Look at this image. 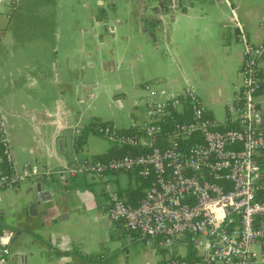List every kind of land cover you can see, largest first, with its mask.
<instances>
[{"label": "crops", "instance_id": "obj_1", "mask_svg": "<svg viewBox=\"0 0 264 264\" xmlns=\"http://www.w3.org/2000/svg\"><path fill=\"white\" fill-rule=\"evenodd\" d=\"M161 1L157 14L147 11L154 22L142 31L139 0H0V114L15 167L28 164L38 171L13 188L0 186V230L11 239L19 232L1 264H165L188 257L178 244L157 260L160 250L135 237L129 241L123 227L107 220L105 186L133 189L137 183L130 175L100 180L77 173L69 178L70 196H57L56 211L41 217L34 208L35 217L18 215L23 206L17 201L27 198L36 179H45L40 172L106 153L108 143L91 147L94 135L105 139L99 133L88 134L74 150V137L90 121L107 122L111 131L132 127L145 84L156 101L190 87L218 128L236 125L239 31L252 45L264 44V0ZM258 71L263 87L255 100L264 130V57ZM100 95L119 110L131 99L132 110L115 117L103 108L87 109ZM260 161L264 169V157ZM135 243L153 252L138 257ZM254 248L264 256V244Z\"/></svg>", "mask_w": 264, "mask_h": 264}, {"label": "built area", "instance_id": "obj_2", "mask_svg": "<svg viewBox=\"0 0 264 264\" xmlns=\"http://www.w3.org/2000/svg\"><path fill=\"white\" fill-rule=\"evenodd\" d=\"M239 41L243 59L235 87L239 105L235 127L219 129L205 116L190 87L177 97L156 101L151 85L145 84L139 118L132 125L138 134L120 136L97 129L111 144L132 147L137 154L39 174L48 178L85 173L100 180L113 174L150 177L151 185L135 206L108 185L104 188L105 216L122 225L129 241L135 237L163 251L181 244L195 258H171L165 264H264V256L253 250L264 244V197H259L264 169L258 163L264 157V130L257 125L263 113L255 100L264 44L252 45L241 31ZM167 107L177 112L187 108L191 122L173 123L168 132L160 133L156 122ZM0 156L10 169L9 174H0L2 187L13 188L38 173L28 164L15 167L1 114ZM11 237L9 231L0 230V264Z\"/></svg>", "mask_w": 264, "mask_h": 264}, {"label": "trees", "instance_id": "obj_3", "mask_svg": "<svg viewBox=\"0 0 264 264\" xmlns=\"http://www.w3.org/2000/svg\"><path fill=\"white\" fill-rule=\"evenodd\" d=\"M260 77V75H259ZM263 85L260 82V91L262 89ZM206 116V115H205ZM187 123V122H191L190 119V114L187 108H184L181 112H177L175 110H173L171 107H167L165 109V113L161 116V118L156 122V124L159 125L160 127V133L164 134L165 132H168L170 129V127L173 125V123ZM235 127V125H228V127L226 128H233ZM97 129H106L107 131H111V125L107 122H99L96 120H92L90 121V123L85 126L84 128L80 129L78 134L74 137L73 140V146H74V150L77 151L81 148V146L84 143L85 137L90 134V133H97ZM221 129V128H219ZM113 133H115L116 135H120V136H131V135H135L138 134V131L136 128L131 127L125 130H121V129H117L116 131H113ZM162 134H160V137H163ZM197 135H195L194 137L191 138L194 139L196 138ZM187 141L186 144L189 145V143L191 142ZM198 140V139H197ZM135 155L137 154V151L129 146H116L113 145L111 147H109V149L106 151V153L101 154V155H97L93 157V161H107L110 159H114V158H120L124 155ZM0 174H9L10 169L8 168V166L6 165V163L3 161V159L1 158L0 160ZM259 165H261V161L258 160ZM135 182L137 183V185L131 189V188H127L124 189L122 192L118 191V194L121 195L126 203L130 206H135L138 201L141 199L142 195H143V190L151 185V179L150 177H139V176H135L134 177ZM259 197H264V191L260 190L259 191ZM118 224L122 227V225L120 223H115ZM162 251V250H160ZM188 257L183 258L185 260H194V256H193V252L191 249H188Z\"/></svg>", "mask_w": 264, "mask_h": 264}, {"label": "water", "instance_id": "obj_4", "mask_svg": "<svg viewBox=\"0 0 264 264\" xmlns=\"http://www.w3.org/2000/svg\"><path fill=\"white\" fill-rule=\"evenodd\" d=\"M169 2V1H168ZM162 8V1L161 0H139V19H140V26L142 27V31H145L148 25H151V22H154L153 17L146 18L147 11L152 12L153 14H157L156 10L159 11ZM105 21V20H104ZM152 29H150V32ZM262 123V118L258 121L257 125ZM66 137V146H69L70 140V132L65 133ZM61 146V143H58ZM60 170V169H59ZM69 178L66 175L57 174V175H50L48 178H41L39 177L36 179L30 186L28 187L27 193L25 194L26 199L24 200L19 199L17 204L22 207V211L18 213L22 217H26L28 219L35 217L32 214V210L34 208L39 209V216H46L48 210L56 211V198L64 197L65 195L70 196L69 189ZM30 195V196H28ZM68 202L71 201V197L68 198ZM61 203V202H60ZM64 205V203H61ZM24 210L27 211V214L24 213ZM15 217V215H13ZM12 216V217H13ZM13 217V218H14ZM0 220H2L0 218ZM26 220H24L25 222ZM27 222V221H26ZM41 226V225H40ZM19 232L15 231L14 237L11 239V244L13 241L18 237ZM6 256V255H5ZM4 258V257H3Z\"/></svg>", "mask_w": 264, "mask_h": 264}, {"label": "rangeland", "instance_id": "obj_5", "mask_svg": "<svg viewBox=\"0 0 264 264\" xmlns=\"http://www.w3.org/2000/svg\"><path fill=\"white\" fill-rule=\"evenodd\" d=\"M112 81V79H110V80H108V82H111ZM103 98H104V96L103 95H100L99 97H98V99H97V101H95V102H92V104L90 105V107L89 108H87V109H91V110H98L99 108H103V109H105V111L107 112V113H109V114H111V115H113V116H115V117H118V116H124L126 113V110L128 111V110H132V108H131V106H130V102H131V99H125L124 100V102L122 103V110H119L118 108H115V109H113V108H111L110 107V105H109V102L107 103V106L104 104V103H102V100H103ZM138 101H139V99H138ZM138 109H139V106L137 107ZM90 135V134H89ZM92 135H94V134H92ZM94 140H93V142H92V144H91V147L93 148V149H97V148H99L101 145H103L104 143L107 145V143H108V145L111 147V146H113V145H115V144H111L109 141H107V140H105L103 137H101V136H99V135H94V138H93ZM90 160H92V158L90 159ZM89 176V175H88ZM97 179V178H96ZM134 245V252H135V255L136 256H138V253L140 252V254H144V256H145V258L147 257V256H149L150 255V251H152V248L149 246V245H147V246H145L144 247V245H142L141 243H135V244H133ZM149 246V247H148ZM149 249V250H148ZM255 249V248H254ZM253 249V250H254ZM153 252V251H152ZM155 256H156V259L158 260V259H161V258H164V257H166V253H164L163 251H157L155 254H154ZM139 257V256H138ZM141 260V259H140Z\"/></svg>", "mask_w": 264, "mask_h": 264}]
</instances>
